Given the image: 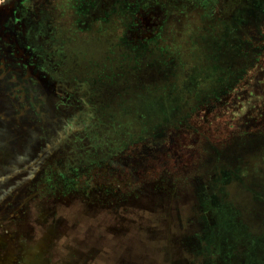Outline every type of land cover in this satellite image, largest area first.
<instances>
[{
  "label": "rangeland",
  "instance_id": "374dc122",
  "mask_svg": "<svg viewBox=\"0 0 264 264\" xmlns=\"http://www.w3.org/2000/svg\"><path fill=\"white\" fill-rule=\"evenodd\" d=\"M210 2L202 39L123 80L71 1L0 3V264H226L231 234L201 240L210 209L247 225L238 254L264 264L249 251L264 245V0ZM137 13L135 42L171 22L196 35L180 1ZM164 72L176 88L136 106L130 89Z\"/></svg>",
  "mask_w": 264,
  "mask_h": 264
},
{
  "label": "trees",
  "instance_id": "16d2710c",
  "mask_svg": "<svg viewBox=\"0 0 264 264\" xmlns=\"http://www.w3.org/2000/svg\"><path fill=\"white\" fill-rule=\"evenodd\" d=\"M72 4L68 5L66 10L73 13V17L78 21L80 28L86 29L85 32L93 31L94 34L101 37L104 41V49L99 58L102 59V67L104 70L110 71V65L117 72L121 80L131 71L133 65L140 68L142 63L148 64L152 60L163 59L166 57L165 52L169 48H181L182 41H198L208 32L210 21H202L196 18L194 13L189 11L185 5V9L192 15L185 16L193 18L197 21L196 35H189L184 30H177L173 23H169L168 29L159 28L152 32V37L141 42H135L133 33L140 28L137 27V12L142 8L149 6L150 0H69ZM161 1V0H160ZM164 2V1H162ZM176 2V1H174ZM172 3V2H170ZM169 4V3H167ZM212 18V17H211ZM237 20L233 19L226 25L227 34L236 29ZM222 29L221 24H217L214 28L218 34ZM162 50V53L161 51ZM159 53V57L153 58ZM168 55V54H167ZM184 58V57H183ZM148 59V60H147ZM146 60V61H145ZM141 72V71H140ZM159 72V71H158ZM106 74V71L103 72ZM142 74V73H141ZM157 73L151 75L146 80L140 79L138 84L133 86L130 91L135 92L134 96L139 99L134 104L138 106L142 100L152 99L159 91H173L172 83L173 75L170 72H164L162 79H157Z\"/></svg>",
  "mask_w": 264,
  "mask_h": 264
},
{
  "label": "crops",
  "instance_id": "0c3cea01",
  "mask_svg": "<svg viewBox=\"0 0 264 264\" xmlns=\"http://www.w3.org/2000/svg\"><path fill=\"white\" fill-rule=\"evenodd\" d=\"M165 3H170L174 1H181L183 2L187 9L194 13L196 18L201 19L202 21H209L211 19L212 15V4L210 0H161ZM218 209H223L222 205L219 204ZM214 209H210L209 211H206V213H203L204 219L202 220V238L201 240L204 241L205 238L203 237L206 234V231H211L212 234V241H213V247H215V244L217 245L218 241L227 239L228 235L231 234L233 236V240L229 242L228 248L229 250H232L233 252L231 254H226L225 260L226 264H243V259L240 258V255L238 254V251L241 252V248L238 244V242L246 235L245 229L247 227L246 224H240L236 218H233L231 213L227 209V215H228V222L226 224H223L219 219L216 217V219L212 220L209 218L208 213ZM217 211V216H218ZM255 222H259L261 220L254 218ZM248 229V228H247ZM249 230V229H248ZM251 230H249L250 232ZM248 232V233H249ZM201 236V235H200ZM249 251H251L252 255L257 253L258 251H264V245L257 247V238L253 237L249 239ZM213 249V248H212ZM257 258L255 259V263L259 264L257 261Z\"/></svg>",
  "mask_w": 264,
  "mask_h": 264
},
{
  "label": "built area",
  "instance_id": "2783aa9c",
  "mask_svg": "<svg viewBox=\"0 0 264 264\" xmlns=\"http://www.w3.org/2000/svg\"><path fill=\"white\" fill-rule=\"evenodd\" d=\"M3 1H6V0H0V3L3 2Z\"/></svg>",
  "mask_w": 264,
  "mask_h": 264
}]
</instances>
